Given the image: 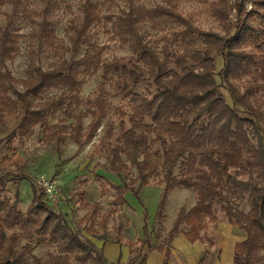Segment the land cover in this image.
<instances>
[{
    "label": "trees",
    "instance_id": "trees-1",
    "mask_svg": "<svg viewBox=\"0 0 264 264\" xmlns=\"http://www.w3.org/2000/svg\"><path fill=\"white\" fill-rule=\"evenodd\" d=\"M123 1L125 7L116 15L103 14L97 3L85 0L82 17L79 21L71 20L67 28L70 44L66 45L50 18L52 0H41L44 7L39 21L33 18L39 15L38 11L23 0H0V18H6V24L0 25V124L14 117L19 121L7 136L8 141L23 142L39 126L44 143H61L69 137L82 145L96 137L112 98L129 99L130 111L123 108L117 111L119 130L114 122L108 123L97 145L109 159L110 171L132 176L129 182L116 184L98 175L115 191L112 201L115 209L110 212L128 204V191L139 194L150 184L159 167L153 153L156 145L161 147L164 173L157 212L159 223L167 217V203L175 189L192 190L196 202L189 209H180L164 238L168 246L146 241L143 249H131L133 256L128 264H147L148 252L154 249L165 251L163 264H168L171 243L181 232L192 242L203 240L201 232L219 219L216 203L221 205L229 222L246 233V238L235 247L234 264H264V0H195L209 4L210 15L219 22L223 33L196 25L182 12L181 4L185 0H160L154 6L140 5L138 0ZM251 1L252 9L247 11V3ZM23 17L37 24L31 37L40 47L70 52V57L51 69L31 62L26 78L15 77L7 62L20 53V40L25 35L16 23ZM162 21H172L180 27L172 33V38L162 37L165 44L158 51L145 39L142 28L147 23ZM98 22L111 24L113 38L122 45L129 44L132 53L105 61L103 54L108 45L91 43L89 39L90 30ZM84 44L88 50L79 56ZM249 45L253 49H248ZM215 54L223 59L220 71ZM100 72L103 82L97 97L86 102L85 111L79 110L85 83L81 75ZM218 76L238 107L226 100ZM143 83L147 87L139 92ZM51 90L61 93L43 97ZM50 111L66 112L74 120L69 129L52 123ZM88 117L90 122L85 127ZM17 159L13 154L0 160V264H58L68 263L70 257L83 263L112 264L105 255V247L76 231L66 213L55 210L44 190L38 189L34 182L32 203L26 211L19 209L18 188L13 198L7 197L8 186L3 175L17 167ZM244 173L248 174V180H237V174ZM137 183L139 187L135 189ZM229 183L248 190V210L225 197ZM99 208L100 204L94 203L85 219L92 221L98 216ZM108 220L109 215L104 216L105 228ZM37 238L55 243L67 255L42 260L32 255L30 242L19 247L22 240ZM28 256L33 260L28 261ZM120 259L113 264H118Z\"/></svg>",
    "mask_w": 264,
    "mask_h": 264
},
{
    "label": "rangeland",
    "instance_id": "rangeland-1",
    "mask_svg": "<svg viewBox=\"0 0 264 264\" xmlns=\"http://www.w3.org/2000/svg\"><path fill=\"white\" fill-rule=\"evenodd\" d=\"M97 3L103 14H120L125 7L123 0H91ZM253 1V0H252ZM247 3V11L252 9L253 3ZM30 8L38 11L33 15L35 21L41 19V11L44 4L41 0H23ZM85 0H52L50 5L51 20L57 35L62 38L66 45L70 44L67 28L71 20L79 21L82 17V5ZM160 0H138V4L145 6H154ZM182 12L192 18L193 22L204 30H214L223 33L222 27L211 15L209 4H201L195 0H185L181 4ZM5 11H10L5 8ZM235 11L232 14V21L235 22ZM6 24V18H0V25ZM16 26L20 29V33L25 37L20 40V53L12 60H8L7 66L17 78H26L28 66L31 62L39 64L44 69H51L56 66L62 59H68L70 52H57L47 46L40 47L39 42L31 37L32 30L37 28V24H31L26 18H19ZM180 26L172 21H162L159 24L147 23L142 28V34L146 40H149L155 48L160 51L165 41L163 36L167 35L172 38V33L178 30ZM89 39L91 43L98 45H108L107 50L103 54L105 61H110L114 57L125 56L132 53L129 44L122 45L121 41L113 38L111 32V24L98 22L90 30ZM248 49H253L252 45ZM88 50L87 45H83L82 56ZM217 70L223 67V59L220 55L215 54ZM85 83L81 89L82 104L79 110L85 111L86 102L95 99L99 93L103 79L101 72L96 75H81ZM218 83L222 85V91L226 100L233 107H238L232 99L231 93L227 85L222 79L217 77ZM147 83H143L138 88L139 92H144ZM61 91H46L43 97L50 98L60 95ZM119 108H123L129 112V99L122 96L112 98V105L109 108L107 117L103 120V125L97 131L96 137L92 141H87L80 145L71 140L67 134L64 142L53 141L52 143L43 142V132L38 126L35 128L32 136L20 140L8 141L7 136L15 130L19 124L18 117H14L5 124H0V160L6 156L13 154L18 157L17 167L12 168L10 174L3 175L8 186L7 197L13 198L17 188L20 192L21 202L19 209L26 211L31 205L33 199L32 182L40 189L39 182L42 179L47 181H57L58 188L56 200L49 199L50 205L57 211L66 213L67 219L76 231L91 239L98 246L102 242L118 241L125 244L129 248L143 249V243L150 241L152 245L165 244L164 238L167 237L169 230L178 217V213L182 207L191 208L196 202V194L189 190L187 193L182 188L175 189L172 193L170 205L166 208V219L163 223H159L157 212L161 195L163 191V169H162V153L161 147L156 145L153 147L154 158L159 162L158 170L152 175L150 184L144 186L139 194L128 191L126 194L128 204L123 207H117V211L111 213L115 209L112 201L115 199V191L110 188L105 180L99 179L98 175H103L111 182L122 184L124 181L129 182L131 175L125 173H115L109 169V159L106 154L97 148L99 137L102 136L108 123L114 122L116 130H119L120 117L117 112ZM49 119L52 123L66 126L74 121L68 114L62 111L49 112ZM90 117L85 119V127L88 126ZM69 131V130H68ZM116 145V138L113 140ZM159 153V154H157ZM125 159V158H124ZM234 174V172H232ZM2 174H0L1 177ZM248 174H237V180L247 181ZM19 186V187H18ZM139 187V183L135 185V189ZM228 189L224 190L225 197L237 203L238 207L248 210V190L244 187H237L233 183L227 184ZM183 193V194H181ZM225 200H228L227 198ZM94 203H99V213L92 221H87L85 216L90 211ZM215 211L218 218L223 216L227 218L220 204H215ZM109 215L108 223L103 222L104 216ZM146 227L148 231H146ZM185 227V226H183ZM215 224H211L207 235L213 238ZM104 240H103V239ZM45 238H37L33 240H22L19 247L31 243L33 254L42 260H51L52 256L62 258L67 255L58 249L57 245L52 242L44 241ZM146 248V245L145 247ZM105 255L108 260H113V250L107 248ZM133 255L130 253L131 258ZM28 261H32V256H28ZM111 262V261H110ZM112 264L114 262H111ZM58 264H95L93 261L83 263L70 257L68 263L58 262ZM118 264H128L126 256L121 258Z\"/></svg>",
    "mask_w": 264,
    "mask_h": 264
},
{
    "label": "crops",
    "instance_id": "crops-1",
    "mask_svg": "<svg viewBox=\"0 0 264 264\" xmlns=\"http://www.w3.org/2000/svg\"><path fill=\"white\" fill-rule=\"evenodd\" d=\"M184 190L182 191L183 193L189 191L188 189ZM174 192L175 190L169 196L168 206ZM207 231L201 232V235L204 237L203 240L195 242L190 241L182 232L175 236L171 243V254L168 264H234L235 247L237 243L246 238L245 231L239 226L230 223L228 218L225 219L223 216L219 217L217 223H215L212 239L207 235ZM206 238L211 240L212 245ZM100 246H104L105 250L107 248L113 250L114 259L110 261L115 263L123 256H126L129 261L130 251L133 249L116 241H105ZM205 258L206 260L203 263V259ZM164 260L165 251L154 249L148 252L147 264H163Z\"/></svg>",
    "mask_w": 264,
    "mask_h": 264
},
{
    "label": "built area",
    "instance_id": "built-area-1",
    "mask_svg": "<svg viewBox=\"0 0 264 264\" xmlns=\"http://www.w3.org/2000/svg\"><path fill=\"white\" fill-rule=\"evenodd\" d=\"M40 188L44 190L47 197L52 200H56V194H57V188H58V182L57 181H47L45 179H42L39 182Z\"/></svg>",
    "mask_w": 264,
    "mask_h": 264
}]
</instances>
